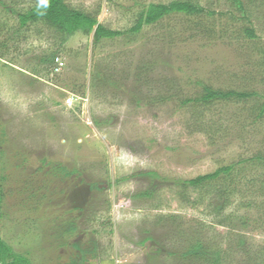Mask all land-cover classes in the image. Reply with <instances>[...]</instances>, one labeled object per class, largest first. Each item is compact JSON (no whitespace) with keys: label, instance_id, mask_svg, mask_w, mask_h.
<instances>
[{"label":"rangeland","instance_id":"1","mask_svg":"<svg viewBox=\"0 0 264 264\" xmlns=\"http://www.w3.org/2000/svg\"><path fill=\"white\" fill-rule=\"evenodd\" d=\"M34 1L0 0V238L31 264H264V0H242L256 38L189 0L97 42L20 26ZM65 1L123 30L173 0ZM205 85L256 94L184 102Z\"/></svg>","mask_w":264,"mask_h":264},{"label":"trees","instance_id":"2","mask_svg":"<svg viewBox=\"0 0 264 264\" xmlns=\"http://www.w3.org/2000/svg\"><path fill=\"white\" fill-rule=\"evenodd\" d=\"M241 14L248 25L243 27V32L248 38H256V33L252 27L242 0H228ZM205 10L203 7L193 3L189 0H173L168 3H149L146 8L138 12L137 17L130 27L120 30L111 29L99 23L95 15L87 13L79 8H75L66 3L65 0H35L33 5L26 10L17 14L18 23L20 26L27 24H34L43 22L47 26L53 28L62 35L63 40L76 32H84L89 34L92 32L93 40L95 42L102 38H110L124 33L138 32L144 24H151L160 18L176 12L184 13L186 15H199ZM212 14V11H206ZM54 57L49 56L45 62L44 69L49 73V70L57 71L60 64L57 60L53 61ZM61 62V61H60ZM62 63V62H61ZM51 66V67H50ZM50 67V69H49ZM203 94L194 99H186L184 102L189 101H210L214 99H247L256 93L254 91H239L235 89L221 90L214 89L209 86H203ZM260 113L264 109V101L259 107ZM230 170V166L219 167L212 172L196 175L191 179L186 180L187 185H197L202 182L215 179L221 173H226ZM3 201V194L0 191V207ZM216 256L215 254H212ZM0 262L2 264H31L28 257L23 254L16 253L12 247L0 238ZM212 264H220L218 258L212 260Z\"/></svg>","mask_w":264,"mask_h":264},{"label":"built area","instance_id":"3","mask_svg":"<svg viewBox=\"0 0 264 264\" xmlns=\"http://www.w3.org/2000/svg\"><path fill=\"white\" fill-rule=\"evenodd\" d=\"M59 64L61 65V62L59 61ZM70 101V99H67V102H69ZM0 264H2L1 262H0Z\"/></svg>","mask_w":264,"mask_h":264}]
</instances>
